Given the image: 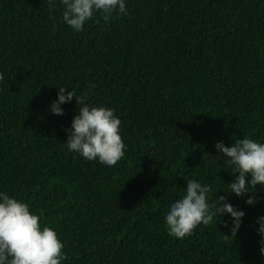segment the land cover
Returning a JSON list of instances; mask_svg holds the SVG:
<instances>
[{"label":"trees","instance_id":"trees-1","mask_svg":"<svg viewBox=\"0 0 264 264\" xmlns=\"http://www.w3.org/2000/svg\"><path fill=\"white\" fill-rule=\"evenodd\" d=\"M53 4L0 0V192L56 231L61 264H264V187L226 192L238 173L216 148L264 143V0H125L126 14L98 11L80 32ZM59 87L114 110L115 166L68 149L81 105L53 114ZM187 180L245 213L235 237L228 214L169 234Z\"/></svg>","mask_w":264,"mask_h":264},{"label":"clouds","instance_id":"clouds-1","mask_svg":"<svg viewBox=\"0 0 264 264\" xmlns=\"http://www.w3.org/2000/svg\"><path fill=\"white\" fill-rule=\"evenodd\" d=\"M50 10L55 5L49 0ZM63 5L62 19L74 31L83 30L84 24L96 12L104 13L107 21L114 11L126 14L125 0H60ZM0 73V80H3ZM59 87L58 99L51 104L55 115H63L61 104L77 99L78 114L73 118L67 147L79 153L86 160H99L109 167L115 166L124 156L126 145L120 134V119L114 110L106 107H89L87 96L78 97L72 90L65 94ZM232 146L218 142L216 148L233 166L232 174H237L234 182L228 184L230 191L238 197L254 192L257 185L264 187V143L250 138L236 139ZM248 177H251L248 179ZM254 189V190H253ZM210 187L196 180H187L185 194L174 203L166 215V225L171 236L184 239L191 236L201 224L208 226L214 217L228 214L232 217V237L239 231L245 213L227 202L226 196L217 197L215 203L208 202ZM246 203L253 205L255 197ZM41 218L30 211L29 205L0 192V264H61L67 257L64 244L55 230L41 225ZM258 233L264 237V217L258 218ZM227 227V225H225ZM227 238L228 236L225 235ZM264 244V239L261 241ZM264 255V247L261 248Z\"/></svg>","mask_w":264,"mask_h":264}]
</instances>
